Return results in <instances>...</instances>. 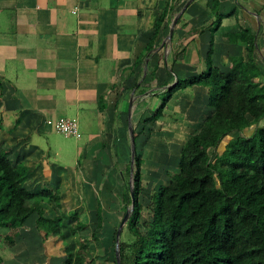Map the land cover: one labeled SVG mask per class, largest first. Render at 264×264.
<instances>
[{"label": "crops", "instance_id": "crops-1", "mask_svg": "<svg viewBox=\"0 0 264 264\" xmlns=\"http://www.w3.org/2000/svg\"><path fill=\"white\" fill-rule=\"evenodd\" d=\"M188 1L0 0V146L13 162L23 161L29 167L31 173L25 183L29 191L47 188L59 193L60 208L53 201L42 203L48 216L72 211L76 208L74 202L65 208L72 200L85 202L84 211L89 217L95 214L97 195L108 191L107 173L114 169L111 164L118 160L115 157L122 148L118 141H123V134L125 137L127 124L119 125L115 120L117 112L118 117L127 112L118 107L124 106L128 100L125 92L130 89L136 94L140 86L149 85L148 92L142 94L147 98L155 90L151 83L159 81V77H165L161 80L162 91L174 83L175 73L174 78L171 71L169 75L158 70L164 59L171 70L188 72L199 67L203 72L206 55L212 48V64L227 70L230 57L247 54L244 42L232 33L249 28L255 33L254 58L264 82V0H217L221 21L214 32L212 0H191L184 8ZM166 8L174 12H168L162 33L148 50L156 21ZM183 8L172 31L177 46L162 55L161 38L168 26L170 32L172 21ZM142 73L144 84L139 85ZM194 87V100L185 117L192 132L201 122L195 117L199 109L193 106L199 96L202 100L208 96L206 88ZM100 97L104 102L101 107ZM192 109L196 112L190 114ZM127 114L131 115L130 111ZM60 118L77 121L78 130L86 137L81 146L74 139L66 151L50 144L48 134L58 133L55 122ZM117 128L121 130L120 137L115 133ZM43 134L47 141L44 147L39 139H33ZM105 147L114 153L107 154ZM119 159H126L124 151ZM85 170L87 178L79 183V174ZM118 189L117 197L109 199L108 205L104 203L102 215L106 219L117 215L109 207L119 210L123 204ZM87 223L91 227L93 221ZM70 224L65 220L63 229L67 231ZM9 231L0 228V241ZM57 239L49 236L42 240L34 214L19 229L15 244L0 255L1 264H57L58 259L60 264L65 252H59L63 241ZM66 240L74 244L76 236Z\"/></svg>", "mask_w": 264, "mask_h": 264}, {"label": "trees", "instance_id": "trees-1", "mask_svg": "<svg viewBox=\"0 0 264 264\" xmlns=\"http://www.w3.org/2000/svg\"><path fill=\"white\" fill-rule=\"evenodd\" d=\"M216 4L217 0H212V32L221 21ZM170 11L174 9L166 8L159 15L148 50L162 33ZM232 35L244 42L246 57H230L231 66L222 70L212 64L210 48L205 70L183 79L176 77L163 90L158 108L145 119L147 124L158 122L179 89L199 85L207 89L211 111L185 139L171 180L153 193L151 217L142 222L143 231L138 229L143 160L135 151V203L127 226L137 237L131 244H118L121 264H264V82L254 58L255 33L242 28ZM99 101L101 107L103 97ZM136 137L133 134L134 140ZM30 173L23 161L13 162L0 146V228L10 229L1 238V248H11L19 229L36 214L42 240L56 236L63 241V264H93L88 258L87 238L74 244L66 240L78 236L87 223L80 221L76 212L48 216L42 203L53 201L60 208L59 193L47 188L29 191L25 183ZM122 197L123 206H130L129 187L124 188ZM67 219L72 222L65 231ZM94 219L90 234L98 240L97 229L104 228L99 202ZM106 227L109 240L111 226ZM112 253L116 264L114 247Z\"/></svg>", "mask_w": 264, "mask_h": 264}, {"label": "rangeland", "instance_id": "rangeland-1", "mask_svg": "<svg viewBox=\"0 0 264 264\" xmlns=\"http://www.w3.org/2000/svg\"><path fill=\"white\" fill-rule=\"evenodd\" d=\"M175 34H172L169 37V26L168 29L165 31L161 38V46L159 47V51L161 49L162 55L168 54L173 47H176V39ZM176 50H173V53ZM172 53V55H173ZM162 60V56H161ZM169 60V59H168ZM171 66V64H169ZM158 70L164 71L165 73H169L170 71L173 73V77L175 78L174 73L176 76L180 79L195 75L200 73L199 67H194L193 69L189 70L188 72L184 70H176L173 68L172 70L169 68H166L165 65V59L162 62V66L158 68ZM157 73V72H156ZM161 75V73H160ZM167 76V75H166ZM140 83L144 84L142 81L144 78V73H142V76H140ZM164 76L159 81H155L151 83L152 89L155 88L153 92H151L150 96H147V98L142 95L143 93L148 92L149 85L147 86H140V90L138 93H142L140 96H136L138 93L132 92V90L126 91V98L128 99L124 106H119L118 110L129 112L131 115H128L127 113H124L123 115H119L118 112L116 113V120L115 123L127 124V127H125V137L124 132L123 134V141H118V144H122V148L118 149V154L120 156V153L124 151V155H126V159L121 161L119 159V156L115 157L114 163L111 164V167L114 169H110L107 173V183H106V189L108 191L102 192L100 195H97V202H99V205L101 207V211L104 209V203L108 205L109 199H115L117 197L116 190L119 189L121 191V198L122 194L124 192L125 187L131 188L132 185V173L131 171V157H132V146H131V135L129 132V123L131 124L133 128V134H136V140H135V151L137 154H139L142 158V186H141V193L139 195V200L142 203V211H141V219L138 224V229L140 231H143L142 222L149 220L151 217V208H152V195L155 192V190L159 187V185L163 183H167L171 180L172 174L174 173V170H176V164L179 158V152L185 142V139L187 136L192 132V128L190 125H188L189 120L186 119L187 113L186 111L189 108V104L192 103L194 100V94H195V88L194 86L187 87L184 89H179L174 92L171 99L168 101L165 109L163 110V114L160 117L159 121L154 124H147L145 122V119L148 118V116L152 115L155 110L158 108V106L161 103V99L165 95V93L160 90V87L162 85V81L164 80ZM139 80V79H138ZM158 82V83H157ZM168 82V81H167ZM157 83V84H156ZM165 83V82H164ZM163 86V85H162ZM200 88V85L197 86ZM146 88V89H144ZM203 88V87H201ZM152 91V90H151ZM130 99H132L130 103ZM194 108L199 109V113L195 115L197 121H202L211 111V107L209 106V97H205L204 100L199 99L194 104ZM134 108V109H133ZM150 110H148V109ZM200 109H203L202 112H200ZM210 110V111H209ZM209 111V112H208ZM196 110L192 109L190 111V114L195 113ZM208 112V113H207ZM186 113V116H185ZM172 118V119H171ZM195 121V120H193ZM79 131V137L76 136H66L60 132L55 133L51 132V134H48V140L50 139V144L53 146H62V149H67L68 143L69 145L73 144V140H76L78 145L81 146L84 142L86 137L84 134H82ZM121 130L117 128L116 135L118 134L119 137L122 136L119 132ZM124 131V129H123ZM57 132V131H56ZM193 133V132H192ZM237 133L233 134L236 135ZM46 135L43 134L39 138L34 137L33 139L38 142V139L41 143V145L44 147L47 144V141L45 140ZM70 137V140L68 138ZM37 139V140H36ZM224 143L221 144V147ZM105 152L107 154H113V149L110 150V148H104ZM104 155V152H102ZM100 157H102L101 154H98ZM105 157L106 154H105ZM106 163V162H105ZM80 164L83 165V158H80ZM72 166H75V163L72 161ZM134 166V164H133ZM174 168V169H173ZM133 171V169H132ZM86 170L84 171V174H79V183H83V181L87 178V175L85 174ZM84 175V176H83ZM106 177V176H105ZM122 180V181H121ZM106 179L104 180V182ZM121 183V185H120ZM118 187H117V185ZM74 202L73 206H76L75 209L68 210V211H61L66 215H71L72 212H76V214L79 217L80 221L83 222H89V220L95 221V214L92 213L93 216L89 217L87 212L84 211V205L85 202L81 200H75V201H69V203H66L65 208H70L72 203ZM112 205V204H111ZM129 208L127 206H123L122 203H120V209L116 210L113 206L109 207V211L117 212V215L114 216V218H104L103 217V223L111 228H109L111 231L109 232L110 239L106 240V234L108 235V229L106 228H99L97 229V236L98 240H95L91 238V230L94 227L92 225L90 227V224L87 223V232L81 233V231L78 232V236H76V242H81L85 236L89 242L90 248L88 253V258L93 264H113L112 262V256H113V247L116 248V239H113V230L115 227L118 228V225L123 218L126 210ZM69 223L72 222V220H69ZM106 221V222H104ZM65 224V221L63 222ZM116 228V229H117ZM106 230V231H105ZM85 231V230H84ZM89 231V232H88ZM89 237V238H88ZM137 235L134 233V231L129 230L127 226V222L123 225L119 239L118 244H131L135 241ZM116 238V235H115ZM60 241V239H57ZM64 247L63 245L60 247V253H62ZM4 249H1L0 246V255H3L2 252ZM61 258L60 264H63L65 258ZM56 263H59V259L56 261Z\"/></svg>", "mask_w": 264, "mask_h": 264}, {"label": "water", "instance_id": "water-1", "mask_svg": "<svg viewBox=\"0 0 264 264\" xmlns=\"http://www.w3.org/2000/svg\"><path fill=\"white\" fill-rule=\"evenodd\" d=\"M190 1L191 0H189L185 4L184 8L189 4ZM184 8L179 12V14H177V16L172 21V23L170 25L169 37L172 35V31H173V28H174L175 23L177 21V18L180 16V14L184 10ZM130 103H131V101H130ZM129 132H130V135H131V146H132V157H131V168H130L131 169L130 172L132 173L133 172L132 171L133 164H134V154H135V140L133 138V128H132L130 123H129ZM130 194H131V204H130L129 208L126 210L123 218L121 219V221H120V223L118 225L117 231H116V248H115L116 264H121L120 257H119V249H118V239H119L122 227L127 222V220L129 219V216H130V214L132 212V209H133V206H134V203H135V197H134V191H133L132 185H131V188H130Z\"/></svg>", "mask_w": 264, "mask_h": 264}, {"label": "built area", "instance_id": "built-area-1", "mask_svg": "<svg viewBox=\"0 0 264 264\" xmlns=\"http://www.w3.org/2000/svg\"><path fill=\"white\" fill-rule=\"evenodd\" d=\"M55 129L66 136H79L78 123L72 118H60L55 122Z\"/></svg>", "mask_w": 264, "mask_h": 264}]
</instances>
